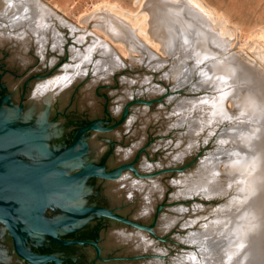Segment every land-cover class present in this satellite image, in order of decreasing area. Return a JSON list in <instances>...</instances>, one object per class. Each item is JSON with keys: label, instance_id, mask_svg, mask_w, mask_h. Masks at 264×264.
<instances>
[{"label": "rangeland", "instance_id": "obj_1", "mask_svg": "<svg viewBox=\"0 0 264 264\" xmlns=\"http://www.w3.org/2000/svg\"><path fill=\"white\" fill-rule=\"evenodd\" d=\"M39 1L41 4L43 3V5H46L53 14V18L50 16V18L48 17L49 19L46 18L48 20L45 19L48 22V28L45 32H48L49 35L47 34L48 38L45 40V44H43L44 52L42 54L39 52L41 45L36 42V35L33 33V28L25 25L29 33L26 38L23 39V43L12 37V35H9L15 31H11V33L8 31L7 27L0 29V73L1 69H5V65L7 66L6 69L10 72L1 77V84L5 87L9 95L11 105L18 107L24 92V81L28 77L33 75H39L40 77L47 76L45 79L42 78L32 81L26 89L24 101L25 109L21 112L22 115H20V118L24 117L34 120L35 111L30 109L33 111V116L32 112L28 111V107L30 106L31 95L36 85L42 81H47L66 74L73 76L72 79L76 78L74 79L75 81H72L69 86L58 93L57 97L51 102L47 109L51 117L57 116L51 131L52 133L55 131L58 135L54 142H64L80 124L91 119L103 118L112 121L118 120L122 115L123 106L131 101L133 97L138 96V92H145V95L143 94L144 96H139L140 99L147 102H154L149 106L140 104L133 105L129 109V114L125 121L117 129L103 135V140L98 141V139H94V136L91 135V148L94 141L100 142L101 144H106V142L114 144L113 154L107 158V165L109 168L123 162L128 156L132 159L133 153L138 152L140 148L146 146V150L141 152L138 156L135 164L136 169L142 170L143 173L152 174L166 169H184L180 172H168L151 179L141 180L148 188H153L155 185L157 188L161 189H159L160 191H155V195H153L154 199L152 197L151 204L149 203V208H151V210L144 215L141 214L144 201L139 198L136 200L138 202H127L124 196L118 193V195L116 194L115 190L117 189V184L115 186L106 184L99 196L95 197V199H98L109 207L118 208L123 214L135 218L142 223H155V233H157L159 237H163L166 241L164 243H158L145 232L118 227L114 231H108L101 235V245L106 252L109 253L115 250H122L132 255L134 253L156 256L155 259L157 260V264L159 262L161 264H166L163 263L162 257L164 254H167L171 260L169 262L178 264V262L173 260L178 257L184 258L186 255L189 256L192 252L196 253L198 250L196 247L197 245H195V243H189L188 239H190L195 232H203L206 226H209L210 222L214 220L217 215L228 212L232 206H237V201L241 200V184H236V186L232 185V187L229 186L228 190L226 188V190L220 191L215 195L204 194L201 188L197 191L193 190L192 195L187 194V191L193 188L196 189L195 185L202 181V172L207 168L204 159L210 160L217 156L218 152L223 153V150L227 151L232 146V144L219 138L222 134V128L227 124L239 126L243 122V119L237 116L238 119L236 117L232 119L235 123H233L232 120L206 122L208 124L210 123V125L207 126V124L204 123L199 126V129L197 128L198 130L195 135H191L192 137L190 136V123L194 120L206 119L208 114L205 112L203 114L202 111L205 109H202L201 111L198 110V112L194 113L192 116L184 117L183 114H179V118V116H177L178 113H175V109L181 106V102L183 101L187 103L188 101L191 102L196 99L214 96L216 94L215 91H217L216 89L213 90L215 86L212 87V85H210L211 87L207 86V88H200L201 90H199V92L195 91L194 86L201 83L197 71L199 68L201 69L205 66V61L201 59L200 61L203 62V64H196V57H194V54H190L191 58L185 55L184 59L187 61L186 62L182 58H179L180 60L177 59L175 54L176 57L174 55L171 56L175 53L174 51L168 52L170 54L164 56L160 52H157L156 49L149 46V49L156 55L154 59L156 62L151 63V60L148 59L147 50L145 51L146 56L142 58L139 52H129L127 46L123 47L122 53L118 45L107 40L110 44L111 51L114 52H111L114 54L113 58L118 59L117 61L121 63V66L114 69L113 72H103L99 73L100 75L98 73H92V71L94 70V65L100 63L101 59H105L101 53L94 51L95 54L93 55H95V57L92 55L89 59L90 61L87 60L90 63H87V61L84 62L83 56L80 58L75 56L76 59L78 58L77 60L74 58L72 50L75 49V47L77 49L80 48L84 53L83 55H85V51L91 47L90 45L93 41V37L91 38L89 35H84V41L81 43L83 45H78L76 41L77 33L79 35L81 31L85 29L87 30L85 34H89L87 32L92 31L97 37H104V35L97 30L93 31L94 28L92 24L84 25V23H79L78 19L82 22L80 18L84 16H82V14H87L92 11L96 5L104 3L120 7L124 12L136 14L141 12L139 10H143L142 7L147 0ZM197 1H199L205 9L210 11L215 24L220 26V29L224 30L225 36L229 40L226 55L228 53L230 54L229 56L235 59L237 57L241 62L255 65L264 72V68L254 57L252 50L248 49L252 42H254V46H260L256 40L264 41L262 37V35L264 36V0ZM152 4L155 5L156 2ZM61 19L68 24L62 23L63 21H60ZM23 26L24 25H20L19 27L22 28ZM71 27H76L75 30L79 28L81 31L78 32V30L73 33ZM5 28H7V30ZM74 34H76L75 37ZM56 35H60L59 37L62 38L60 47H56V37L58 38ZM80 60H82L84 64ZM162 61H164L165 64ZM80 63H82V66H80ZM77 64L80 66L79 69H82L80 70L83 71L81 72L82 74L75 73L76 69L74 67H77ZM157 65H159V67L156 68ZM68 66L73 68H69ZM180 66L182 67L180 68ZM188 67H191L192 71L194 70V72H197L196 80H194L195 78L193 76L191 77L183 74L184 71V73H186ZM88 70L90 74H88ZM180 80L188 81L184 88L183 85L180 84ZM199 86L201 87V85ZM158 87L160 90L158 89L157 92H153V89ZM146 88H150V91L147 92L148 90ZM223 107L226 111L234 110L229 101H225ZM35 117L37 118V116ZM182 117L183 121L187 123L179 126L180 122L182 123ZM5 118L14 120L16 116L13 113V115H7ZM129 121L131 123L128 124ZM218 124L221 126V129H219L220 126ZM102 148L103 146H101L100 152H102ZM104 148L107 151V146ZM126 152H129L128 156L124 157ZM94 158H97V156ZM147 164H150L149 166L152 167L150 170L145 171L144 165ZM223 168L224 165L221 163L219 169L222 170ZM131 179L130 181L136 180V178ZM112 191L115 192L113 193ZM159 207H161V210L158 211ZM181 207H183L182 210ZM166 224L167 227L169 226L168 228L165 226ZM122 231L126 234H139L143 236L145 240L148 241L147 247L143 249L141 247V249H139L133 247V245L118 242L113 236L114 232ZM72 254L78 258L77 261L81 264H86V262L91 264L94 251L89 247H75L73 248ZM169 262L167 264H170ZM179 263L190 264L186 259H183V261ZM107 264H148V261L137 260Z\"/></svg>", "mask_w": 264, "mask_h": 264}, {"label": "bare ground", "instance_id": "obj_2", "mask_svg": "<svg viewBox=\"0 0 264 264\" xmlns=\"http://www.w3.org/2000/svg\"><path fill=\"white\" fill-rule=\"evenodd\" d=\"M153 2H156V4L153 5ZM143 7V10H139L141 12L130 14L124 12L120 7L104 3L96 5L89 13L82 14V16L84 15L83 17H80V15L79 17L82 21L80 22V19H78L80 24H92L93 31L97 30L104 37L99 38L92 31H88L87 33L89 34H85L87 30L81 31L78 28V31L75 30L76 27H71L73 33L75 31H81L82 33L79 35L77 33L76 41L78 45H83L81 43L84 41V35L93 37L91 47L89 49V46L87 47L88 50L85 51V55H83L84 53L80 48L77 49L75 47L72 50L74 58L75 56L79 58L83 56L84 62L90 61V57L96 51L101 53L105 59H101L100 63L94 65L92 73L113 72L114 69L121 66V63L117 61L118 59L113 58L114 54L112 53L114 52L111 51L110 44L107 42L109 40L113 44L118 45L121 51L124 46H127L129 52H139L142 58L146 56L145 51L147 50L148 59L151 60V63L156 62L154 60L156 55L149 49V46L164 56L170 54L168 52L174 51L175 53L171 56L175 54L177 59H184L185 55L191 58V55L194 54L196 64H203L200 60L204 59L205 66L197 71V75L201 79V83L199 82L201 87L197 84L194 89L199 92L203 87L207 88V86L212 85V87L215 86L213 90H217L215 91L216 94L207 98L188 101L187 103L183 101L181 106L175 109V113H178L177 116L180 118L179 114H183L184 117L192 116L198 110L205 109L202 112L203 114L204 112L208 114V117L202 120H194L190 123V136L195 135L199 126L206 122H214L215 120L223 122L224 120L237 118V116L241 117L243 122L239 126L227 124L228 126L226 125L222 128V134L219 138L232 144V146L227 151L223 150V153L218 152V155L210 160L204 159L207 168L202 172L203 179L200 183L194 184L196 189H190L187 194L192 195L193 190L197 191L201 188L204 194L215 195L220 191L226 190V188L228 190L229 186L241 184L240 190L242 194L240 195L242 196L241 200L237 201V206L234 205L230 209L228 207V212L222 215L218 213L219 215L210 222L209 226H206L205 230L203 229V232H195L188 239L189 243L197 245L198 250L196 253L192 252L190 255L188 254L189 256L178 257L173 261L178 262V264H184L179 263L183 259L189 261L190 264H264V72L255 65L241 62L237 57L236 60L229 56L230 54L228 53L226 55L229 40L225 36L224 30L220 29V26L213 21L210 11L205 9L199 1L147 0ZM50 16H53L51 10L43 3L41 4L39 0H0V29L7 27L9 32L15 31L9 35L23 43V39L29 33L26 26L33 28L34 32H32L36 35V42L41 45L40 54L44 52L43 44L48 38V32L45 31L48 28L46 20ZM60 21L65 23L62 19ZM20 25L24 26L20 28ZM7 28L5 29L7 30ZM59 36L58 38L56 37V47H60L62 43V38ZM75 36L76 34H74ZM262 37L264 40L263 35ZM256 41L260 46H254V42H252L248 49L252 50L254 57L264 68V41ZM129 55L132 56L131 54ZM93 56L95 57V55ZM88 61L87 63H90ZM162 62L164 63V61ZM82 63H80V66H82ZM80 66L74 67L76 69L75 73L83 72L80 71L82 70L79 69ZM69 68L73 67L70 66ZM87 72L90 74L89 70ZM184 72V75L193 76L194 80H196L197 72L192 71L191 67L186 69V73ZM72 77L66 74L40 82L31 95L28 111L32 112L34 116L33 111L30 109L34 110L35 116H37V118L34 116L36 119L45 117L48 107L58 93L69 86L72 81H75L74 79L76 78L72 79ZM179 82L183 85V88L188 83V81L184 80ZM146 89L148 90L147 92L150 91V88ZM158 89L160 90L159 87L154 88L153 92H157ZM144 93L138 92L136 97L144 96ZM225 101L230 102L234 108L233 111L224 109ZM130 121L128 124L131 123ZM185 123L187 122H184L182 117V123L178 124L182 126ZM233 123L235 122L233 121ZM206 124L207 126L210 125V123ZM219 129H221V126ZM101 145L100 142L94 141L92 143V151L95 153L99 152ZM128 153L126 152L124 157L128 156ZM221 163L224 165L222 170L219 169ZM149 165H144L145 171L150 170L152 166ZM121 178L122 180L120 179L119 183L117 182V189L113 188L116 194L124 196L127 202H134L140 198L144 201L141 214L148 213L151 210L149 207L152 197L155 195V191L157 192L160 188L155 185L153 188H148L140 179L130 181L128 175ZM182 209L183 207H181ZM165 226L167 227V224ZM113 236L118 242L130 244L139 249L141 247L142 249L146 248L148 244V241L139 234H126L122 231L114 232ZM158 264L161 263L159 262Z\"/></svg>", "mask_w": 264, "mask_h": 264}, {"label": "flooded vegetation", "instance_id": "obj_3", "mask_svg": "<svg viewBox=\"0 0 264 264\" xmlns=\"http://www.w3.org/2000/svg\"><path fill=\"white\" fill-rule=\"evenodd\" d=\"M5 69H1L0 76L3 77L10 73L7 66ZM34 81V75L28 77L24 81V92L21 96L20 103L18 107L9 106L6 103H2V118L7 115H14L16 118L13 121L18 126L28 127V131L34 136V142L26 143L17 140H10L9 138H3V142L0 143V172L7 174H18L23 177H33L35 176V171L41 168L53 165L54 162L61 159L66 155L67 149L71 146L75 135L78 130L91 123L99 121L102 127H109L116 123V121L106 120L103 118H94L83 124H80L70 135V137L64 142H54L58 137L57 133L54 131L52 133L53 124L56 122L57 116L51 117L50 114L46 121L41 119L34 120L29 118H20L21 112L25 109V96L26 89L30 83ZM2 82V78L0 79ZM1 93V90H0ZM5 95L9 97L5 89ZM10 99V98H9ZM23 105L21 111L17 113V109L20 105ZM15 110V111H14ZM7 114V115H6ZM24 115V114H23ZM8 119V118H5ZM10 120V119H9ZM45 124L47 129L44 134L45 144H39L36 141L41 140L40 135L42 130L40 125ZM106 133L99 132H87L81 138L80 141L86 145V149L79 157L75 159H70L64 161L60 164L53 165V169H48L44 175L40 177H33L34 182L41 183L43 187L48 190L47 197L48 202L41 214V225L45 227H51L57 225L55 228L56 236L62 241H86L88 244L81 245H70L67 247H61L56 242H54L50 237L32 232V216L36 219L38 216V210L35 209L36 199L35 194L32 191L34 187L26 186L24 188H18L8 185H1L0 199H3V204L5 207H9L10 217L16 229L21 233L22 247L29 253L33 255H48L55 256L60 260L61 264H81L77 261V257L73 256V248L89 247L93 249L94 256L91 258V264H107L116 262H129L135 256L127 254L122 250H115L112 252H106L102 247L101 235L108 231H114L118 227H125L127 229H132L131 226L115 221L103 214L104 211H108L110 214L125 219L130 222H134L143 226H150L151 224L142 223L141 221L127 216L120 212L118 208H112L100 202L95 197L99 196L100 192L104 189L106 184L116 185L117 182L123 177L128 175V178H135L130 170L125 169L122 171L121 176L117 180H106L99 176H94L92 174L85 175L75 182H65L62 177L71 178L75 174L89 169L91 166L95 167L92 173H101V167L106 174H113L115 171L123 165L132 164L137 156V152L133 153L132 159L126 158L123 162H120L114 167H108L107 158L112 156L114 144L111 142H106L102 144V152H93L90 146L91 135L94 139L103 140ZM107 146V151L104 147ZM83 145L81 143H76L74 145L75 151H82ZM106 151V152H105ZM97 156V158H94ZM131 157V154H130ZM130 159V160H128ZM133 163V167H135ZM139 173L143 174L142 170L136 169ZM61 172V173H59ZM137 179V178H136ZM116 183V184H115ZM49 189H54L49 191ZM13 201V202H11ZM17 206V207H16ZM21 209H19V208ZM80 209H90L94 211H89L85 215L80 211ZM74 221V222H73ZM72 222V223H70ZM69 223V224H68ZM10 242L12 246V240L8 233L5 225L0 221V246L3 248L5 243ZM92 244H95L100 249V255H97L96 249ZM13 249V248H12ZM14 253V251H13ZM11 256L14 260L19 261L22 264H27L24 260L18 258L15 254ZM5 256L2 251H0V264H4ZM89 262H86V264ZM46 264H53L51 262Z\"/></svg>", "mask_w": 264, "mask_h": 264}, {"label": "water", "instance_id": "obj_4", "mask_svg": "<svg viewBox=\"0 0 264 264\" xmlns=\"http://www.w3.org/2000/svg\"><path fill=\"white\" fill-rule=\"evenodd\" d=\"M46 77L47 76L40 77L38 75V76H34V80H38V79H42V78L45 79ZM0 79H1V76H0ZM0 90H1V93H0V143L3 142L4 137L9 138L10 140H17V141H22V142H26V143L34 142L33 141L34 136L32 135L31 132H29L27 130L28 127L18 126L13 121H11L9 119L2 118V113L4 111L1 107L2 103L4 102V103L8 104L9 106H11V103H10L9 97L5 95V87L1 84V82H0ZM152 102H154V101L147 102V101L140 99V97H133V99L131 101L127 102L123 106V112H122L120 119L116 123H114L113 125H111L109 127H102L100 125V122L96 121V122H91V123L81 127L78 130L77 134L75 135L71 146L65 152L66 155H64L61 159L57 160L56 162H54L53 165L60 164V163H63L64 161H67L70 159H75V158L79 157V155L81 153H83L84 150L86 149V145L80 141V138L85 133L90 132V131L99 132V133H109V132L117 129L125 121L127 115L129 114V109L133 105L140 104V105H144V106H149ZM22 107H23V105L21 104L20 108L16 110L17 113H19V111H21ZM48 116H49V111L47 110L45 117L39 118V119L46 121ZM40 127L42 130V134L40 135L41 140L36 141V142L42 145V144L46 143L44 140V134L46 132L47 127L45 124H41ZM76 143H81L83 145L84 148L82 151H75L74 145ZM145 150H146V146L139 149V151L137 152V156H136L135 160L133 161V163H135L137 161L139 154L141 152H144ZM133 163L121 166L113 174L104 173V170L102 167H101V173H92L95 167L91 166L89 169H85V170L75 174L71 178H66L64 176V177H62V180H65V182H75L77 179H79L85 175L87 176L89 174L102 177L106 180H118L122 174V171L125 169L130 170L135 178L140 179V180H147V179H151L153 177H157V176L164 174V173L180 172L184 169V168L166 169V170L157 171L153 174L152 173L141 174L133 167ZM53 165H49L47 167H44V168H41L40 170L35 171V176L38 178V177L44 175L45 172L48 171V169L54 168ZM59 173H61V172H59ZM35 176H33V177H35ZM33 177L27 178V177L20 176L18 174H7V173L0 172V186L1 185H5V186L8 185V186H13V187H18V188H24L26 186L34 187V189L32 191L35 194V199H36L35 209L38 210V216L36 219L34 218V216H32V224L34 225L32 228V232L38 233V234H43V235L50 237L54 242H56L61 247H67L70 245L88 244L89 242H86V241H77V240L62 241V240L58 239L56 236L55 228L57 227V225L56 226L53 225L51 227H45V226L41 225V219H42L41 214H42L45 206H47V202H48V197H47L48 190H46L41 183L34 182ZM0 190H2L1 187H0ZM53 190L54 189H49V191H53ZM11 202H13V201H11ZM8 209H10V208L5 207V205L3 204V199H0V221L7 228L8 233H9L11 240H12V246H11L10 242L5 243V246H3V248L0 246V251H2L4 256H5L4 264H22L19 261L14 260L11 256H7L8 254H10V255L15 254L18 258L24 260L27 264H46L49 262H51L53 264H61L60 260L55 256L33 255V254L27 252L22 247V244L20 241V240H22L21 233L16 229L15 225L13 224ZM159 210H161V207L158 208V211ZM80 211L83 213L82 215H85L89 211L91 212L94 210L80 209ZM103 214L105 216L115 220V221H118V222H121V223H124V224L131 226L133 230H136V231L138 230V231L145 232V233L149 234L152 237V239L158 243H164L166 241L163 237H159L157 235V233H155V231H154L155 223H152L150 226H143V225H139V224H136L134 222H130V221H127L125 219L116 217V216L110 214L108 211H104ZM70 223H72V222H70ZM91 245H93L95 247L97 255L99 256L100 255L99 247L95 244H92V243H91ZM13 251H14V253H13ZM155 258H156V256H152V255L135 254V256L132 258V261H137V260L138 261H148V264H155L157 261ZM162 260L164 261L163 263H166V264L169 261H171L170 258L167 256V254H165L162 257ZM169 263L171 264V262H169Z\"/></svg>", "mask_w": 264, "mask_h": 264}]
</instances>
